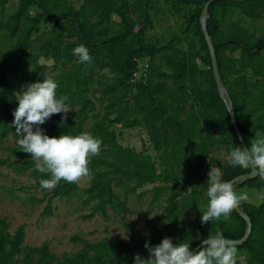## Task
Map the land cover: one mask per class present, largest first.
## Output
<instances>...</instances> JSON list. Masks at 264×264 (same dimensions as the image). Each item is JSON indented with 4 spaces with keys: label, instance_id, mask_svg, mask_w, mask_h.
Listing matches in <instances>:
<instances>
[{
    "label": "trees",
    "instance_id": "16d2710c",
    "mask_svg": "<svg viewBox=\"0 0 264 264\" xmlns=\"http://www.w3.org/2000/svg\"><path fill=\"white\" fill-rule=\"evenodd\" d=\"M146 1L137 0L136 4V9L143 21L140 29L138 23L135 24L129 18L126 2L121 1L117 6L115 0H18L15 12L9 17L6 25L12 36L18 33L19 37L9 54L0 63V140L8 133L15 132V127L11 124L14 118L12 115L14 105L11 101L13 92L19 90L26 80L30 83L43 82V79L47 77L46 68L39 62L40 56L30 52L31 36L40 23L55 20L61 22L64 28V32L56 34L41 46L40 51L43 56L70 61L76 57L73 55V49L83 44L92 57L90 63H83L88 67L89 72L107 68L115 74L114 82L106 93L112 94L119 90L122 96L114 98L105 106L104 118L101 122L94 124L92 135L101 139L103 143H113L107 155L112 156L116 162L91 158L92 177L84 190L87 199L95 201L90 217L94 213L105 215L107 207L127 212L125 199L128 192L144 184L170 180L171 186L166 189L174 190L177 186L176 177L168 171L157 172L152 162L145 158L139 159L138 154L129 148L118 147L110 137L114 134L106 132L105 121L116 127L118 123L126 125L130 114L135 112L140 114L150 136L159 135L163 145L173 154H181L183 157L190 155L196 162L198 170L202 169L215 146L223 147L227 155L233 147H241L226 106L217 91L211 71L208 47L199 23L201 3L207 0H171L195 6L190 22L195 24L203 51L202 55L189 51L180 56H172L167 61L172 73L168 76L156 75L173 81L177 91L171 92V95L165 94L167 88L162 82H154L152 60L165 48H157L147 37V30L151 28L152 23L147 11L144 18L143 8ZM6 3L7 0H0V11L5 9ZM74 3H78V8L74 7ZM32 5L40 10V14L30 20L26 19L27 23L22 26L21 20ZM146 6V9H149L148 3ZM230 7L256 11L264 9V0L213 2L209 6L206 20V29L216 49L220 74L232 103L238 128L245 144L250 147L251 141L259 135H264V95L253 92V83L248 82L242 72L255 63L257 66L253 75L255 77L263 75L260 64L264 61L261 56L264 49V37L259 38L252 46L235 36L214 42L220 25L217 12ZM113 16L120 18L122 30L116 35L109 36V26ZM64 39L67 42H64ZM226 51L230 53L239 51L240 56L238 59L230 58L225 54ZM136 59L148 60V77L145 81L131 84L129 79L137 65ZM197 60L209 67L205 73L204 88L197 80L199 73ZM28 67H30L29 77L26 74ZM231 76L234 77L233 82L229 81ZM90 78V73L89 76H84L77 72H63L51 77L58 84L57 98L66 96V102L77 107L72 117L79 122L75 126L72 122H62L55 116H51L43 125L47 128H56V133L46 135L59 137L61 134L75 135L80 132L82 121L94 107L87 96ZM188 101H190L189 104ZM110 116H113V119L109 120ZM135 123V120H132L128 126H134ZM214 130L216 134L213 133ZM154 147L160 148L155 138ZM13 153L26 164V168H34L30 174L37 191L48 193L51 197L66 199L78 192L77 183H68L64 180H61L52 191L42 189L40 180L49 179L50 174L40 173L35 168V161L30 154L22 152L18 146ZM214 161L220 163L219 160ZM106 165L114 168L109 172L95 171ZM220 171L221 178L225 181H231L250 172V170L232 167L227 161L221 165ZM208 186L207 180L201 177L192 191L181 199V202L177 199L183 191L187 192V186L169 196L162 214L158 217L159 220H165V235L157 227L149 225L148 235L138 240L131 235L126 242L112 240L94 244L85 243L90 252L59 260L57 264H133V257L136 254L144 259L148 258V250L144 247L145 242L152 247L158 245L165 237L171 238L174 245L180 242L190 243V250L208 235H214L217 231L222 232L226 239L242 238L245 233V222L235 210L232 211L230 220L227 222L221 218L220 221L201 223V212L208 203L204 190H207ZM115 187L125 188L123 199L115 192ZM241 188L264 190V179L257 175L253 180H246L244 183L235 185L236 190ZM187 208L193 211L194 218L181 214L182 210ZM239 208L251 220V233L246 242L236 246V249L245 252L247 264H264V201L259 205L241 202ZM23 236L21 227L11 235L7 232L5 220H0V264H10L13 256L19 251ZM35 251L40 254V264H50L46 245Z\"/></svg>",
    "mask_w": 264,
    "mask_h": 264
},
{
    "label": "rangeland",
    "instance_id": "374dc122",
    "mask_svg": "<svg viewBox=\"0 0 264 264\" xmlns=\"http://www.w3.org/2000/svg\"><path fill=\"white\" fill-rule=\"evenodd\" d=\"M115 1L117 6L121 1L126 2L129 18L135 24L141 25L142 28L143 21L136 9L137 0ZM17 4L18 0H7L5 9L0 11V63L9 54L11 47L19 37L18 33L12 36L6 27L9 17L15 12ZM148 4L150 7L146 11L152 26L147 30V37L157 48H165L157 53L152 60L151 65L155 73L154 82H162L167 88L165 94L171 95V92L177 91L173 81L167 77L156 76L162 74L168 76L172 73L167 65L168 59L189 51L203 54L195 24L190 22V16L195 6L171 0H149ZM78 6V3H74L75 8H78ZM39 14L40 10L36 6H30L25 15L26 18L24 17L21 20V25L24 26L27 23L26 19L30 20ZM217 17L220 20V25L219 33L214 42L235 36L240 40H245L252 46L259 38L264 37V9L253 11L252 9L230 7L224 11H218ZM121 30L120 18L113 16L109 26V36L116 35ZM62 32H64V28L59 21L40 23L31 36L30 52L40 56L39 62L46 68L45 74L48 78L63 72H77L84 76L91 74L87 96L94 107L82 121V127L78 134L85 131L92 134L94 124L101 122L104 118L105 106L114 98H120L122 92L117 90L112 94L106 93L109 86L113 84L115 77V74L107 68L89 72L88 67L80 63L76 57L66 61L63 58L56 60L43 56L42 51H40L41 46L55 37L56 34ZM210 40L213 44L211 37ZM64 42H67V40L64 39ZM225 54L234 59H238L240 56L239 51L233 53L226 51ZM261 56L264 60V49ZM197 65L199 66L197 80L200 86L204 88L206 86L205 73L209 70V67L202 65L200 60H197ZM256 66L253 63L242 72V75L245 76L248 82L253 83V92L264 95V61L260 64L263 75L259 77L253 75ZM29 73L30 67L26 69L28 77ZM233 80L234 77L231 76L229 81L233 82ZM27 84H30V82L26 80L19 90L13 92L11 101L14 110L18 106L15 94L22 91L23 86ZM189 103L190 101H188ZM67 104L72 111L67 113V118L63 121L72 122L76 126L79 120L72 116L77 107L70 103ZM193 110H196V108H193ZM62 115L54 114L52 116L62 121ZM111 119H113V116L109 117V120ZM127 120L126 125L118 123L116 127L105 121L106 132L114 134L113 137L111 135L110 137L115 144L120 148L131 149L138 154L139 159L145 158L147 161L152 162L157 172L166 170L177 179V186L174 190L166 189L171 186L169 180L144 184L129 191L125 199L127 212L107 207L105 215L94 213L90 217L95 207V201H89L84 192L90 179H82L78 182V192L68 199L51 197L48 193L37 191L34 186V179L30 174L34 168H26V164L13 153L17 147L15 132L8 133L0 140V220H5L7 232L11 235L20 227L24 235L19 251L13 256L10 264H40V254L35 249H39L43 245L47 247L50 264H57L59 260L70 259L82 253L90 252L85 243L94 244L99 241L112 240L126 242L131 235L134 236L135 240H138L148 235L149 225L157 227L165 235V220H159L158 217L162 214L169 196L187 186V192L183 191L177 199L178 202H181V199L192 191L194 185H197L201 177L208 180V173L213 166L220 169L221 165L227 161V154L223 147L215 146L208 155L202 169L198 170L196 162L190 155L183 157L181 154H173L163 145L162 138L159 135L150 136L140 114L132 113ZM132 120H135L136 125L128 126ZM40 127L45 134L53 135L56 133V128H47L43 124ZM213 133L216 134V130ZM154 138L160 144L159 149L154 147ZM112 146L113 143L102 142L100 155L94 157L108 162H116L112 156L107 155ZM214 160H219L220 163ZM89 168L91 169V162ZM112 168L114 167L106 165L95 169V171L109 172ZM114 189L119 197L123 199L125 188L115 187ZM236 191L238 194L247 192L249 200L243 201L245 203L259 205L264 201L259 198L264 195L263 189L241 188ZM181 214L188 218H194L193 211L189 208L182 210ZM236 264H247L244 251H237Z\"/></svg>",
    "mask_w": 264,
    "mask_h": 264
},
{
    "label": "clouds",
    "instance_id": "9594fccd",
    "mask_svg": "<svg viewBox=\"0 0 264 264\" xmlns=\"http://www.w3.org/2000/svg\"><path fill=\"white\" fill-rule=\"evenodd\" d=\"M73 55L80 63H90L92 60L88 48L83 44L73 49ZM57 88L58 84L47 77L43 82L23 86V90L15 94L18 106L12 113L15 143L22 152L30 154L40 173L50 174L49 179L39 182L40 187L48 191H52L61 180L78 183L82 179H91L89 164L92 157L100 155L102 145L101 139L87 131L75 136L61 134L59 137H49L45 134L40 125L54 114H63V121L72 111L66 103V96L57 98ZM226 160L232 167L250 170L264 179V135L258 136L245 149L233 147ZM221 177L220 169L213 166L208 173L209 186L205 193L208 203L202 212L199 210L202 224L220 221L221 218L227 222L232 211L241 202L249 200L247 192L238 194L234 183ZM259 198L264 200V195ZM144 247L148 250V258L136 254L133 264H236L237 249L220 231L203 239L202 247L195 253L190 251V243L174 245L168 237L152 247L145 242Z\"/></svg>",
    "mask_w": 264,
    "mask_h": 264
},
{
    "label": "water",
    "instance_id": "95a60500",
    "mask_svg": "<svg viewBox=\"0 0 264 264\" xmlns=\"http://www.w3.org/2000/svg\"><path fill=\"white\" fill-rule=\"evenodd\" d=\"M148 1L149 0L146 1L145 6L143 8L144 18L146 17V5H147ZM216 1H230V0H207V1H203L201 3L202 4V10H201V13L199 16V23H200L201 31L203 33L207 47H208L210 64H211V71L213 74V78L215 81L217 91L219 93L220 98L223 100V102L226 106V111L229 115V119H230L231 125L235 131L237 139L240 142L242 149H245V148H247V145L245 144L243 137L240 133V130L238 128V124H237V121H236V118H235V115L233 112L232 103L230 101V98L228 96L224 81H223L221 74H220V70H219V66H218V62H217V57H216V49L214 48L213 44L211 43L210 36L208 35L207 29H206V20L208 18L209 6L213 2H216ZM233 1H247V0H233ZM140 28H141V25H139V29ZM256 176H257V174H254L250 171L247 174H243V175H240V176L234 178L233 180H231V182H233L234 185L241 184V183H244L246 180H253ZM234 210L238 214V216L240 218H242L245 222V233H244L243 237L238 239V240H232V239H226V238L225 239L231 241L233 246L236 247L239 245H243L246 242V240L248 239V237L251 233V220L239 207L234 209ZM201 247H202V242L199 243L198 245H196L190 251L195 253Z\"/></svg>",
    "mask_w": 264,
    "mask_h": 264
},
{
    "label": "built area",
    "instance_id": "2783aa9c",
    "mask_svg": "<svg viewBox=\"0 0 264 264\" xmlns=\"http://www.w3.org/2000/svg\"><path fill=\"white\" fill-rule=\"evenodd\" d=\"M135 61L137 65L129 79V82L131 84L145 81L148 77V68H149L148 60L147 59H141V60L136 59Z\"/></svg>",
    "mask_w": 264,
    "mask_h": 264
}]
</instances>
